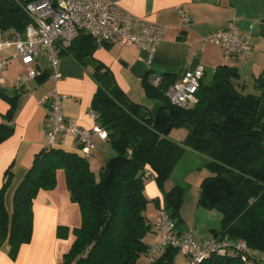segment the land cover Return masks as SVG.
Wrapping results in <instances>:
<instances>
[{
  "label": "trees",
  "instance_id": "obj_1",
  "mask_svg": "<svg viewBox=\"0 0 264 264\" xmlns=\"http://www.w3.org/2000/svg\"><path fill=\"white\" fill-rule=\"evenodd\" d=\"M31 1L37 0H0V30L24 33L32 21L25 10ZM79 37L93 41L86 50L91 53L95 39L87 34ZM106 72L94 75L97 90L91 107L107 130L111 155L97 178L89 157L80 151L43 148L16 189L11 215L5 205L12 181L9 169L0 187V244L9 245V256L17 259L22 245L31 242L34 200L41 190L57 186V171L63 169L71 199L81 210V224L73 229L75 239L59 264H136L151 245L145 241L153 229L146 214L148 173H154L165 193L163 207L179 227L185 187L177 184L168 192L165 187L192 150L205 157L201 168L212 173L202 181L199 205L221 214V228L213 229L214 234L247 243L244 251L213 253L202 264H245L244 254L262 264L255 252H264V74L255 79L256 93L246 92L238 69L219 65L210 82L203 77L197 101L190 107H179L166 95L177 77L163 75L159 85L144 79L146 94L162 101L153 115L118 85L105 87ZM226 86L238 96H231ZM8 99L11 108L6 116L11 120L17 96ZM175 128L188 132L182 143L170 137ZM13 132V126L1 124L0 143ZM68 234L67 226L58 227L59 236ZM177 252L169 246L151 264H175Z\"/></svg>",
  "mask_w": 264,
  "mask_h": 264
},
{
  "label": "crops",
  "instance_id": "obj_2",
  "mask_svg": "<svg viewBox=\"0 0 264 264\" xmlns=\"http://www.w3.org/2000/svg\"><path fill=\"white\" fill-rule=\"evenodd\" d=\"M109 1L116 2L134 15L166 26L165 38L151 59L148 51L137 45L96 43L91 53H88L86 50L93 41L77 37L71 47L61 50L60 80L54 81L48 77L49 61L46 56H42L34 65L42 73L17 88L15 79L24 72L25 65L14 45L0 48V60H9L7 68L0 73V125L6 123L14 127L13 134L0 143V187L6 179L7 171L10 169L12 173V181L5 193V205L10 215L13 212L17 187L32 165L35 154L47 147L48 103L43 102V98L55 89L67 95L62 107L65 116L89 128L97 123L89 114L97 90L94 79L96 72L103 74L107 71L102 80L105 87L118 85L132 101L143 105L153 115L158 113L162 101L146 94L143 80L152 82L156 75L178 78L183 71L199 63L205 68L204 80L207 82L212 80L208 81L207 78L210 74L213 78L219 65L236 67L240 74L239 83L246 85L245 91L256 93L255 79L264 74V0ZM179 10L183 11L187 21ZM232 20L236 21L241 30L250 34L251 44L247 52L235 57H230L220 46L203 40L212 31L226 28ZM13 33L15 30L12 29L5 32L0 30V37H9ZM14 96H17V107L9 120L6 116L11 108L8 97ZM187 133L186 129L177 128L171 131L170 137L182 143ZM93 139L96 148L88 161L98 178L112 151L107 139L98 135ZM55 146L66 151L79 152L78 143L71 135L60 137ZM195 153L203 158L202 166L205 157ZM191 173L192 171L188 172L184 179L187 180ZM203 180L198 186L197 205ZM177 184L182 185L170 178L165 190L168 192ZM145 194L150 199L146 214L153 225V229L145 237L150 245L161 238L155 225L160 217V208L164 206L165 194L152 172L146 181ZM184 199L186 198L183 197L180 206L182 222L179 228L191 230L198 240L214 234V228L208 233L201 228L198 219L185 217ZM33 211L31 242L22 245L15 260L9 256V245L0 244V264H59L71 248L75 239L73 229L81 224V210L71 199L63 169L57 171V186L54 189L41 190L38 193L33 203ZM59 226L69 228L66 237L58 235ZM142 255L148 258L147 254ZM143 264L150 263L146 261ZM175 264H186L185 258L180 262L175 258Z\"/></svg>",
  "mask_w": 264,
  "mask_h": 264
},
{
  "label": "built area",
  "instance_id": "obj_3",
  "mask_svg": "<svg viewBox=\"0 0 264 264\" xmlns=\"http://www.w3.org/2000/svg\"><path fill=\"white\" fill-rule=\"evenodd\" d=\"M25 10L32 21L24 33L15 32L9 37H0V48L14 45L25 65L24 72L15 79L17 88L42 73L34 66L42 56L49 61L48 77L60 80L61 50L68 49L81 34L90 35L98 44L137 45L148 51L150 59L166 35L164 24L134 15L109 0H37L27 3ZM179 11L187 21L183 11ZM203 40L220 46L230 57L241 55L251 48L250 34L241 30L235 20L224 29L212 31ZM8 64V59L0 60V73ZM204 75L205 68L201 63L186 69L169 86L167 97L179 107L192 106L197 101ZM161 81V75L152 80L155 85ZM66 96L55 89L43 98V102L48 103L47 146H55L60 137L71 135L78 143L79 151L89 157L96 148L93 137L98 135L107 139V130L98 123V113L93 108H90L89 114L97 123L90 128L65 116L62 107ZM159 215L155 230L161 238L149 246L147 256L151 263L158 260L169 246L182 253L186 264H202L213 253L232 255L247 247L245 240L224 235L212 234L198 240L191 230L180 229L163 206ZM243 260L245 264H257L245 254Z\"/></svg>",
  "mask_w": 264,
  "mask_h": 264
},
{
  "label": "rangeland",
  "instance_id": "obj_4",
  "mask_svg": "<svg viewBox=\"0 0 264 264\" xmlns=\"http://www.w3.org/2000/svg\"><path fill=\"white\" fill-rule=\"evenodd\" d=\"M211 79L212 75L210 74L207 80L209 81ZM202 163L203 158L197 156L195 152H187L177 165L172 175V179L186 188L184 196L186 199H184L185 205L183 207V214L185 217L191 220H194L195 218L198 219L201 228L205 229L209 233L211 228L220 230L221 216L219 217L220 213L217 210H209L199 204L197 205L199 183L202 179L212 174L208 168L197 169V167L201 166ZM190 171H192L190 177L185 180L184 177ZM193 225L194 224L192 222L191 226L193 227ZM255 253L256 257L262 264H264V252L256 251ZM182 256L181 252H177L176 258L179 262L183 259ZM146 261L151 264L150 260L146 256L142 255L139 257L136 264H143L146 263Z\"/></svg>",
  "mask_w": 264,
  "mask_h": 264
},
{
  "label": "water",
  "instance_id": "obj_5",
  "mask_svg": "<svg viewBox=\"0 0 264 264\" xmlns=\"http://www.w3.org/2000/svg\"><path fill=\"white\" fill-rule=\"evenodd\" d=\"M226 89H227V91L229 92V94L231 96H233V97H237L238 96V94L232 88H230L229 86H226Z\"/></svg>",
  "mask_w": 264,
  "mask_h": 264
}]
</instances>
